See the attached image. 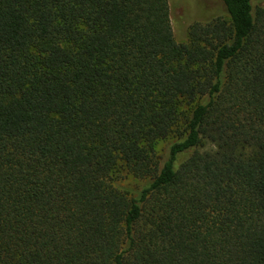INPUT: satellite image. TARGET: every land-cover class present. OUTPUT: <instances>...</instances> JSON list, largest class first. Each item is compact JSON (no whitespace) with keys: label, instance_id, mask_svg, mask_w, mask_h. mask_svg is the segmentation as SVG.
<instances>
[{"label":"trees","instance_id":"16d2710c","mask_svg":"<svg viewBox=\"0 0 264 264\" xmlns=\"http://www.w3.org/2000/svg\"><path fill=\"white\" fill-rule=\"evenodd\" d=\"M222 3L0 0V264H264V4Z\"/></svg>","mask_w":264,"mask_h":264},{"label":"rangeland","instance_id":"374dc122","mask_svg":"<svg viewBox=\"0 0 264 264\" xmlns=\"http://www.w3.org/2000/svg\"><path fill=\"white\" fill-rule=\"evenodd\" d=\"M170 19L174 36L179 42H188V31L192 23H205L216 17L227 19L222 0H168ZM254 5H263L264 0H253ZM167 140L157 143L159 154L163 153ZM115 185L131 194L139 191L144 179H141L122 166H117L113 174Z\"/></svg>","mask_w":264,"mask_h":264}]
</instances>
